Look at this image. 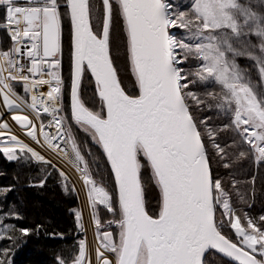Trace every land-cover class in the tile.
I'll list each match as a JSON object with an SVG mask.
<instances>
[{
	"label": "snow or ice",
	"instance_id": "1",
	"mask_svg": "<svg viewBox=\"0 0 264 264\" xmlns=\"http://www.w3.org/2000/svg\"><path fill=\"white\" fill-rule=\"evenodd\" d=\"M116 3L124 21L131 68L139 87L138 96L127 94L121 86L110 55L112 0H102L104 19L100 35L93 31L89 0H63L67 9L64 14L69 16L72 27V118L89 131L95 143L102 148L116 182L119 219L108 221L109 226L116 224L119 228V241L125 252L135 237H151L155 241L153 264H204L203 257L209 249L224 254L237 264H264V230L252 219L246 218L245 228L240 217L236 216L233 221L229 209L225 208L238 242L223 235L217 226L208 196L204 162L183 131L178 116L173 114L165 61L155 49L156 28L149 18L152 0H116ZM0 6H6L3 27L17 42L10 52H0V96L3 104L9 110L27 107L35 113L43 144L38 139L37 124L33 119L21 114L12 115V119L26 129L27 136L38 145H46L53 152H58L64 137L71 140L75 159L83 164L81 174L99 242L96 264H134V261L122 258L111 231H100L103 225L98 206H104L113 215H116L117 208L113 206L110 192L97 186L91 178L87 162L72 139L71 131L64 123L65 118L60 115L63 108L61 0H26L23 5L17 0H0ZM21 25H24L22 29ZM25 39L30 42L26 51L30 60L27 74L24 64L14 58V55H21L20 45ZM85 68L94 77L106 116L90 110L80 99ZM13 82L23 83L24 92L30 94V102L16 94ZM44 85L49 87L46 93L39 91ZM42 114L51 117L47 125L40 119ZM45 128H55V134H50ZM3 130H9L7 122L0 124V136L6 135ZM0 152L9 161L18 160V153H29L35 161L51 164V160H46L29 144L11 135L10 130ZM140 156L150 164L162 194V206L155 218L145 209ZM60 175L64 176V173ZM40 186H43V181ZM74 217L78 228L84 230L82 213L74 211ZM11 218L22 219L18 213ZM260 220L264 222V217ZM19 232L21 237H27L33 230L21 228ZM52 235L62 237V234ZM4 238L12 239L6 230L0 231V239ZM182 249L197 259L188 262L171 258L178 257ZM106 251L115 254L114 262L106 256ZM7 254V250L0 252V264H8ZM58 264H65V260L58 259ZM71 264H92L86 239L78 242V254Z\"/></svg>",
	"mask_w": 264,
	"mask_h": 264
},
{
	"label": "trees",
	"instance_id": "2",
	"mask_svg": "<svg viewBox=\"0 0 264 264\" xmlns=\"http://www.w3.org/2000/svg\"><path fill=\"white\" fill-rule=\"evenodd\" d=\"M173 7V21L179 25L175 30L181 70L182 94L200 130L214 178V196L219 193L228 201L235 216L240 217L247 228L250 218L264 230V160L257 158L256 150L247 143L244 134L234 123L235 104L227 84L217 74L210 73L209 61L202 47L209 44L230 71L246 85L255 84L264 93V28L258 26L256 11L245 0H237L235 7L226 10L228 18L224 26L205 27L202 15L196 10L195 0H170ZM259 1L264 9V0ZM113 2V16L110 28V54L117 70L121 86L131 96L139 95V88L127 90L120 76H134L128 52L124 21L116 0ZM90 21L93 31L102 33V0H89ZM62 8V68L63 109L61 115L69 127L78 126L72 119L69 96L72 80V27L69 16ZM264 14V12L262 11ZM6 6H0V25L5 21ZM93 15L95 21L93 20ZM12 40L7 31L0 28V52H10ZM251 79L247 82L241 77ZM247 79V78H246ZM22 98V87L14 84ZM80 99L90 110L105 116V109L98 97L96 85L85 68ZM45 121L46 118L43 117ZM79 129V127H78ZM75 140L88 165L89 174L97 184L105 187L113 198L116 215L99 208L101 222L108 227V221L119 219L116 183L106 154L95 143L92 135L75 130ZM28 153L20 154L15 161L6 159L0 152V231H7L12 239H0V252L7 250L8 264H58V259L71 264L78 254V242L84 239L83 230L78 228L74 211H80L78 197L72 186L60 175L59 170L47 163L32 160ZM142 168L140 180L145 209L154 218L162 206L160 188L146 158L139 157ZM43 181V186L41 182ZM152 184V185H151ZM153 185H156L157 191ZM145 186V188H144ZM159 191V192H158ZM19 214L22 219L11 218ZM39 226V227H38ZM117 231L113 224L110 229ZM220 231L236 242V236L225 223ZM32 229L27 237H21L19 229ZM62 234L55 235L52 234ZM259 234V233H258ZM260 235V234H259ZM205 264H231L218 254L211 252Z\"/></svg>",
	"mask_w": 264,
	"mask_h": 264
},
{
	"label": "rangeland",
	"instance_id": "3",
	"mask_svg": "<svg viewBox=\"0 0 264 264\" xmlns=\"http://www.w3.org/2000/svg\"><path fill=\"white\" fill-rule=\"evenodd\" d=\"M163 1H164V4L166 3L165 4L166 8H168V9L165 8V10L167 12L168 20L170 21L169 29L172 32L171 47H172V50L174 53L173 57H174L175 64L178 65V64H180L179 56L177 53L179 48L177 45V39L175 37V30L177 28H179V25L173 21V7L171 4V1L170 0H163ZM236 1L237 0H195V3H196V10H198V12L202 15V17L204 19L205 27H208L211 29V28H218L220 26L226 25L225 21L229 17L228 14L226 13V10L229 7H235ZM245 1H246V3L250 4L251 7L256 11V20H257L258 26H260L261 28L263 26V28H264V14L262 13V11L264 12V9L261 7L259 1H257V0H245ZM93 20H94V22H96L94 15H93ZM202 50H204L205 57L209 61V65H208L207 70L210 73L217 74L218 78L222 82L226 83L227 87L230 90L231 99L233 100V102L235 104V113H234L235 125L244 134V138L246 139L247 143L250 144V146H253L255 148V150H256L255 154L257 155V158L260 160H264V93L261 92V90L259 88L255 87V84L249 83L250 85H246L244 83H241L237 77H235V78L232 77L230 71L220 61V58L214 52V50L210 47L209 44L204 45L202 47ZM178 74H179V78L182 82L183 79L181 77V70L179 69V67H178ZM120 78L122 80V83L127 88V90L132 91L135 88H139L135 77L132 76V78L130 80L129 75L124 74V75L120 76ZM246 78H245V76L241 77L242 80H245L247 82L251 81V79H249L248 77H246ZM182 87H183V85H182ZM61 113H60V115H61ZM64 123L67 125V128L70 129L71 134H72V139H75V137H74L75 130L80 129L81 131H84L85 133L91 134L89 131H85L80 125L69 127V125L67 124V121L65 119H64ZM78 127H79V129H78ZM6 140H8V134L4 135V136H0V147L3 146V142ZM69 142L71 144V140H69ZM76 143L78 145L79 142H76ZM78 148L80 150L79 145H78ZM81 154H82V151H81ZM73 155L75 157L74 152H73ZM32 160H34V159H32ZM40 163H44V162H40ZM77 163H78V165H75L74 167H76L77 170L81 171V173H82L83 164H81L78 161H77ZM50 165H52L57 170H59L60 173L61 172L64 173V171H62V169L60 167H58L56 164L51 162ZM88 172H89V170H88ZM64 178L72 186V188L74 189V191L78 197L79 204H80V212L82 213V217H83L84 239H86L87 243H88V252H89V255L91 257L92 264H96V249H97V247H99V242L96 239V230H95V226H94L92 215H91L89 200L87 197V189L84 185L85 195H86L87 212H88V217H89L88 220L85 218L84 209H83L82 202H81V197H80V194H79L74 182L65 173H64ZM91 178L94 180V178L92 176H91ZM97 186L103 187L102 185H99V184H97ZM153 187H154V190L157 191V188H156L157 186L153 185ZM144 188H145V186H144ZM160 193H161V191H160ZM161 196H162V194H161ZM100 207L105 208L104 206H98V208H100ZM225 208L229 209V214L231 216H233V221H234V218L236 216L234 215L228 201L226 200V198L223 196L222 193H219L215 197V220H216L217 224H220V226H222V224L225 223L227 225V227H229L230 224H229L228 217L225 215ZM105 210L107 211L106 208H105ZM108 213L111 214L110 212H108ZM99 217H100V215H99ZM100 219H101V217H100ZM116 220H118V219H116ZM86 221L90 222V225H91V230H92V234L94 237L93 247L89 243V233H88ZM102 225H103V223H102ZM113 225L117 226L116 224H113ZM109 227H111V225L108 227H105L103 225V227L100 229V231H102V232L103 231H111L113 234V238L117 243L118 250L120 252H122V247H121V244L119 241V236H118L119 228L116 229L117 231H115V230L113 231V226H112V229H110ZM231 230H233V229L231 228ZM235 236H236V234H235ZM257 236L259 237L258 233H257ZM235 240H236V242H238L237 236H236ZM105 254L110 260H113V262L115 261V254H113L111 252H107V251ZM257 258H259V257H257ZM147 261H148V253H147L145 246H143L141 248L137 264H147Z\"/></svg>",
	"mask_w": 264,
	"mask_h": 264
},
{
	"label": "water",
	"instance_id": "4",
	"mask_svg": "<svg viewBox=\"0 0 264 264\" xmlns=\"http://www.w3.org/2000/svg\"><path fill=\"white\" fill-rule=\"evenodd\" d=\"M150 21L153 25H155L156 28V38H155V49L157 53L162 56V58L165 61L166 66V75L168 78V82L170 85V97H171V104L173 108V114L178 116L181 124L182 129L187 133L188 138L192 142V144L195 145L199 156L204 162L205 167V174H206V181L208 185V196L210 200L211 207L214 209V217H215V196H214V178H213V172L211 169L210 159L204 144V141L202 139L200 130L187 106V103L183 97L182 94V82L179 78L178 74V66L175 64L174 61V53L171 47V36L172 32L169 29L170 21L167 17V12L165 10V4L163 0H152V6L149 13ZM111 55V54H110ZM72 56H73V44H72ZM89 71V70H88ZM72 72H73V60H72ZM90 73V71H89ZM91 75V73H90ZM92 79L94 80V77L91 75ZM72 81V80H71ZM82 81V79H81ZM95 82V80H94ZM81 85V84H80ZM96 85V84H95ZM97 90V88H96ZM127 93V92H126ZM98 94V92H97ZM128 94V93H127ZM99 97V95H98ZM69 107H70V114L72 117L71 112V88H70V96H69ZM105 116H106V110H105ZM73 119V118H72ZM74 120V119H73ZM75 121V120H74ZM111 168V167H110ZM113 174V173H112ZM114 176V174H113ZM115 180V178H114ZM116 183V182H115ZM182 244L186 243L181 241ZM145 246L147 253H148V261L147 264H153V261L155 259V241L151 237L147 236H137L134 240L129 242L127 245V251L125 252V248L122 247V258L127 260L134 261V264H137L138 257L141 251V248ZM175 247V244L173 245ZM214 252L230 262L231 264H237L236 261H234L231 258L226 257L224 254L219 253L218 251L214 249H209L203 257L204 264L206 257L211 253ZM172 259L180 258L185 261L191 262L194 259H197L194 257L190 252L187 250L182 249L179 252L178 257L172 256Z\"/></svg>",
	"mask_w": 264,
	"mask_h": 264
},
{
	"label": "built area",
	"instance_id": "5",
	"mask_svg": "<svg viewBox=\"0 0 264 264\" xmlns=\"http://www.w3.org/2000/svg\"><path fill=\"white\" fill-rule=\"evenodd\" d=\"M25 2H26V0H17V3L21 4V5L25 4ZM165 8H166V6H165ZM166 9H168V8H166ZM23 27H24V25H21V29ZM0 28H4L7 31L8 35H9L8 30L5 27H3V24L0 25ZM10 38H11V36H10ZM16 43L17 42H14L12 40V49L16 46ZM20 46H21V55H19V56H15L14 55V58L18 59L21 63L24 64V66H25V74H27L26 69H27V67L30 66V60H29V58L26 55V51H27V48L30 46V42L25 39V40H23V43ZM45 78H47V77H45ZM14 84L20 85L22 87V93L26 97V99H24V100L27 101V102H30V94L24 92L23 83L22 82H13V85ZM48 90H49V87L47 85H44V86H42L39 89L40 92H45V93ZM16 94L18 96H20L17 92H16ZM14 114L28 115L31 119L34 120V122L37 124V136H38V139H40L41 140V144H43V137L40 134L39 122L35 120V113L31 109H29L27 107H22L21 109H11V110H9L3 104L2 96H0V124H2L4 122H7L8 125H9V130H10V134L11 135H16L18 137V139L22 140L24 143L29 144L36 151H38L42 155H44L46 157V160H51V162L54 163V164H56V162L54 161L53 157L58 158L57 160L60 161V162H63V163L66 161L68 164H70L72 166L78 165L77 160L75 159V157L73 155L71 144H70V142H69L67 137H64L61 140V151L53 152L51 149H48L46 145L42 147L41 145H38L35 141H33L29 136H27L26 129L21 128L12 119V115H14ZM43 117L46 118L45 121L43 120ZM40 119L47 125V123L51 119V117L48 116L47 114H42ZM9 130H3V131L7 135L9 133ZM45 130L49 131L50 134H55V131H56L55 128H45ZM65 140H67L68 142L65 143L64 142Z\"/></svg>",
	"mask_w": 264,
	"mask_h": 264
},
{
	"label": "bare ground",
	"instance_id": "6",
	"mask_svg": "<svg viewBox=\"0 0 264 264\" xmlns=\"http://www.w3.org/2000/svg\"><path fill=\"white\" fill-rule=\"evenodd\" d=\"M54 161L56 162V164L62 169V171H64L65 174H67L69 176V178H71V180L74 182L80 197H81V202H82V206L84 209V214H85V218L88 220V212H87V204H86V195H85V189H84V184H83V178H82V174L81 171L77 170L76 167L68 164L66 161L60 162L57 159L53 157ZM87 229H88V233H89V243L90 245L93 247V234H92V230H91V225L90 222H87Z\"/></svg>",
	"mask_w": 264,
	"mask_h": 264
}]
</instances>
